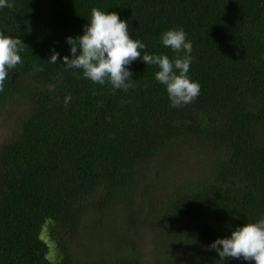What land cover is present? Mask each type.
<instances>
[{
	"label": "trees",
	"instance_id": "obj_1",
	"mask_svg": "<svg viewBox=\"0 0 264 264\" xmlns=\"http://www.w3.org/2000/svg\"><path fill=\"white\" fill-rule=\"evenodd\" d=\"M8 3L0 32L25 47L0 92V264H254L208 246L264 217V0ZM93 7L142 55L174 59L161 35L182 28L198 97L172 107L142 59L127 92L67 68ZM88 230L107 256L74 254Z\"/></svg>",
	"mask_w": 264,
	"mask_h": 264
},
{
	"label": "clouds",
	"instance_id": "obj_2",
	"mask_svg": "<svg viewBox=\"0 0 264 264\" xmlns=\"http://www.w3.org/2000/svg\"><path fill=\"white\" fill-rule=\"evenodd\" d=\"M12 8L8 0H0V8ZM90 23L83 26L82 35L68 36L71 57L64 56L67 68L80 69L85 78L94 83L109 82L114 90L127 92L134 86L132 73L127 67L133 61L142 59L147 65L158 66L155 79L166 86V91L174 108L193 102L199 95L200 85L187 75L192 62V43L182 28L169 29L162 33V44L177 55L171 59L165 54H141L146 44L133 39L128 31V23L120 19L116 12H105L97 7L91 9ZM25 43L0 32V92L10 69L22 64L21 53ZM183 55H180V53ZM59 53L53 51L49 63H56ZM41 70L34 65V71ZM50 91L53 90L50 86ZM71 95L65 97V105ZM222 246V247H221ZM215 249L219 258H243L264 264V217L255 222H247L231 231V235L217 238L209 246Z\"/></svg>",
	"mask_w": 264,
	"mask_h": 264
},
{
	"label": "rangeland",
	"instance_id": "obj_3",
	"mask_svg": "<svg viewBox=\"0 0 264 264\" xmlns=\"http://www.w3.org/2000/svg\"><path fill=\"white\" fill-rule=\"evenodd\" d=\"M6 136V127L0 126V142ZM186 167V166H184ZM193 171V170H190ZM97 238V240L95 239ZM105 249L106 253L110 252L111 247L107 245V241L104 240L99 242V236L91 235L89 230L85 235L81 232L77 236V246L74 248V254L83 257V259H90V258H97L98 255L107 256L106 254L98 253V249L102 248ZM91 256V257H90Z\"/></svg>",
	"mask_w": 264,
	"mask_h": 264
}]
</instances>
